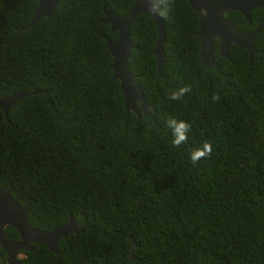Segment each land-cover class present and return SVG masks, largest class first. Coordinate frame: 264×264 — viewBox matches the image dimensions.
<instances>
[{
	"label": "trees",
	"instance_id": "obj_1",
	"mask_svg": "<svg viewBox=\"0 0 264 264\" xmlns=\"http://www.w3.org/2000/svg\"><path fill=\"white\" fill-rule=\"evenodd\" d=\"M39 0H0V97L28 93L0 109V187L42 231L78 223L56 252L35 243L20 264H264V8L225 16L238 30L263 25L258 52L229 45L205 68L200 15L175 0L163 22L162 61L152 53L155 21L137 14L127 69L152 110L126 114L102 35V7L132 0H58L21 29ZM191 86L181 100L170 92ZM220 99L213 101L212 96ZM191 125L172 146L167 120ZM212 143L193 164L190 149ZM10 240L18 238L5 227ZM130 246L132 248L130 249ZM0 264L5 254L0 248Z\"/></svg>",
	"mask_w": 264,
	"mask_h": 264
},
{
	"label": "water",
	"instance_id": "obj_2",
	"mask_svg": "<svg viewBox=\"0 0 264 264\" xmlns=\"http://www.w3.org/2000/svg\"><path fill=\"white\" fill-rule=\"evenodd\" d=\"M114 2L115 0H102ZM189 8L200 14L196 35L199 39L198 57L203 67L212 63V55L217 52L228 59L227 48L234 44L244 49L249 57L258 51L253 45V37L262 23L249 32L237 30L233 22L226 18V12L235 10L241 13L244 20L249 23V12L255 8L263 7L264 0H185ZM58 0H39L35 5L29 21L21 27L27 29L36 20L49 16ZM103 23L108 24V30L115 33L113 39L102 35L104 46L110 56L108 68L111 70V79L118 82L117 89L121 93L122 106L126 114L132 112L139 114V110L146 112L150 104L143 97L140 86L135 81V75L126 67L130 50L137 49L128 37L130 21L139 13H146L155 21L156 40L153 54L155 55L157 72L162 61L163 22L162 19L151 11L145 0H132L130 9L122 15H115L112 11L102 7ZM217 40L214 47L213 41ZM28 93L20 91L6 97H0V109L6 116L7 109L22 96ZM137 103V107H136ZM28 206H18L4 188L0 187V248L5 254L6 264H20L18 253L29 252L35 243H42L49 252L55 253L56 243L68 233H76L78 223L69 216L68 220L47 231L31 227L27 222ZM10 226L17 233L16 240H10L5 233V227ZM132 246H130V249Z\"/></svg>",
	"mask_w": 264,
	"mask_h": 264
},
{
	"label": "clouds",
	"instance_id": "obj_3",
	"mask_svg": "<svg viewBox=\"0 0 264 264\" xmlns=\"http://www.w3.org/2000/svg\"><path fill=\"white\" fill-rule=\"evenodd\" d=\"M185 1V0H184ZM145 2L148 4L149 8L151 9V11L153 13L158 14L160 17H167L170 13V11L172 10L175 0H145ZM259 8V7H258ZM263 8V7H261ZM191 10V9H190ZM235 11V10H232ZM230 12V11H229ZM238 12V11H237ZM197 13V12H196ZM227 13V12H226ZM225 13V14H226ZM241 14V13H240ZM200 15V14H199ZM225 16V15H224ZM242 16V15H241ZM226 17V16H225ZM243 17V16H242ZM227 18V17H226ZM244 19V18H243ZM199 20V19H198ZM250 20V17H249ZM246 22V21H245ZM250 23V22H249ZM263 25V22H260L259 24ZM258 24V25H259ZM108 25V24H107ZM257 25V26H258ZM261 25V26H262ZM255 28V27H254ZM253 28V29H254ZM252 29V30H253ZM238 30V29H237ZM259 30V29H258ZM258 32V31H257ZM256 35V34H255ZM254 35V36H255ZM254 38V37H253ZM214 47L216 48L217 46V40L215 39L213 41ZM231 45V44H230ZM234 45V44H233ZM255 47V46H254ZM256 48V47H255ZM228 49V48H227ZM242 49V48H241ZM244 50V49H243ZM257 50V49H256ZM258 51V50H257ZM215 52L220 55L217 50H215ZM214 52V53H215ZM246 52V51H245ZM153 53V50H152ZM213 53V55H214ZM228 54V52H227ZM247 54V53H246ZM213 55H212V63L210 64V66L213 64ZM254 55V54H253ZM252 55V56H253ZM221 56V55H220ZM248 56V55H247ZM223 57V56H221ZM224 58V57H223ZM252 58V57H251ZM251 58L248 59L251 60ZM226 59V58H224ZM226 60H230L229 55H228V59ZM156 63V60H155ZM209 66V67H210ZM208 68V67H205ZM157 70V68H156ZM159 72V70H158ZM191 91V86L190 85H185L183 87L178 88L177 90H174L172 92H170L169 94V99L170 100H181L183 98V96ZM220 99L219 94H214L212 96V100L213 101H218ZM148 103V102H147ZM150 104V103H149ZM136 107H137V103H136ZM152 105L150 104V107H147V111H151L152 110ZM139 112H142L141 110H139ZM146 112H142L143 114H145ZM167 126L171 129L172 132V146L174 148H179L181 145H185L188 143L189 140V136L188 133L191 131V125L185 121V120H177L175 117L169 118L167 120ZM213 151V146L212 143L208 140L203 141V143L199 146V147H194L190 149V160L193 164H196L197 162H199L202 159L208 158L211 156ZM57 244V243H56Z\"/></svg>",
	"mask_w": 264,
	"mask_h": 264
},
{
	"label": "flooded vegetation",
	"instance_id": "obj_4",
	"mask_svg": "<svg viewBox=\"0 0 264 264\" xmlns=\"http://www.w3.org/2000/svg\"><path fill=\"white\" fill-rule=\"evenodd\" d=\"M131 7V6H130ZM130 9V8H129ZM128 11V10H127ZM126 11V12H127ZM252 30V29H251ZM251 30H241V31H243V32H249V31H251ZM69 234V233H68ZM67 235V234H66ZM24 256V253H23V251H20L19 253H18V259H20V258H22Z\"/></svg>",
	"mask_w": 264,
	"mask_h": 264
}]
</instances>
